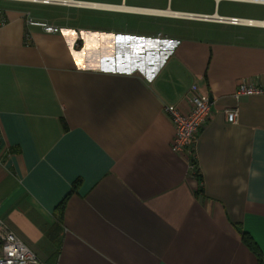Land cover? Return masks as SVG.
I'll use <instances>...</instances> for the list:
<instances>
[{"label": "crops", "instance_id": "obj_1", "mask_svg": "<svg viewBox=\"0 0 264 264\" xmlns=\"http://www.w3.org/2000/svg\"><path fill=\"white\" fill-rule=\"evenodd\" d=\"M74 1L113 8L0 0V220L44 264H257L240 232L264 258V0ZM240 81L263 94L234 100ZM191 86L211 110L200 196L164 111Z\"/></svg>", "mask_w": 264, "mask_h": 264}, {"label": "built area", "instance_id": "obj_2", "mask_svg": "<svg viewBox=\"0 0 264 264\" xmlns=\"http://www.w3.org/2000/svg\"><path fill=\"white\" fill-rule=\"evenodd\" d=\"M17 2H28L38 5H54L72 8H104L111 9L110 6H100L96 4L83 3L74 0H14ZM256 1V0H255ZM257 2V1H256ZM136 12V11H135ZM145 14H153L151 12H141ZM157 15V14H154ZM161 15V14H158ZM170 16L181 19H201L206 21H215L218 23H226L234 26H255L257 22L252 20H240L234 18H210L207 16L198 17L190 14H171ZM6 25L5 19L0 16V28ZM264 26V23H259ZM27 27L40 28L46 34H57L60 30L57 27L50 26L42 22L27 21ZM25 43L28 44V34H26ZM263 94L260 87L254 86L244 81L237 83L233 99L238 100L241 97H250ZM188 110L185 113L180 112L175 107H165L164 111L169 117L174 129V135L171 141V151L185 158L191 169L193 179L194 167L190 163V159H195L194 148L200 130L211 118V110L209 100L199 94L196 86H191L188 95L185 97ZM226 120L229 124H236L238 119L237 108L225 110ZM196 182V189L198 183ZM0 264H44L33 252H31L23 242L0 220Z\"/></svg>", "mask_w": 264, "mask_h": 264}, {"label": "trees", "instance_id": "obj_3", "mask_svg": "<svg viewBox=\"0 0 264 264\" xmlns=\"http://www.w3.org/2000/svg\"><path fill=\"white\" fill-rule=\"evenodd\" d=\"M190 163L194 167V176L198 182V187L196 189L195 194L197 196H200V195H202L203 192H202V182H201V177H200V174L198 171L197 162L194 158H191ZM64 203H65L64 201L61 202L57 206V208L55 209V218L59 222H61V219H62ZM240 239H241V242L243 243V245L255 256V258L257 260V264H264L263 254H262L260 248L258 247V245L251 238V236L245 232H240Z\"/></svg>", "mask_w": 264, "mask_h": 264}, {"label": "bare ground", "instance_id": "obj_4", "mask_svg": "<svg viewBox=\"0 0 264 264\" xmlns=\"http://www.w3.org/2000/svg\"><path fill=\"white\" fill-rule=\"evenodd\" d=\"M113 8V7H112ZM144 11V10H143ZM145 12H150V11H145ZM151 13H153V14H164V12H151ZM167 14H169V15H171V13H167Z\"/></svg>", "mask_w": 264, "mask_h": 264}, {"label": "rangeland", "instance_id": "obj_5", "mask_svg": "<svg viewBox=\"0 0 264 264\" xmlns=\"http://www.w3.org/2000/svg\"><path fill=\"white\" fill-rule=\"evenodd\" d=\"M46 9H50V8H46ZM51 10H52V8H51ZM46 13H47V12H46ZM47 15H50V14L48 13Z\"/></svg>", "mask_w": 264, "mask_h": 264}]
</instances>
